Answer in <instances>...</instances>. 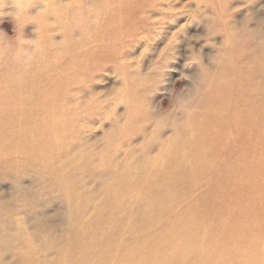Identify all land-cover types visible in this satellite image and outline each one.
Listing matches in <instances>:
<instances>
[{
	"label": "rangeland",
	"instance_id": "obj_1",
	"mask_svg": "<svg viewBox=\"0 0 264 264\" xmlns=\"http://www.w3.org/2000/svg\"><path fill=\"white\" fill-rule=\"evenodd\" d=\"M136 1L132 32L105 56L102 40L85 32L95 26L87 17L103 22L105 0H0V264H62L63 250L77 246L78 222L99 217L120 189L122 203L111 209L117 215L94 225L98 237L82 234L93 255L80 251L70 264H114L108 251L124 260L126 251L156 244L168 231L182 244L185 231L200 229L184 216L210 196V185L184 181L190 171L177 178L173 141L188 126L192 102L216 83L213 74L227 70L233 45L249 63L264 61V0ZM80 54L97 59L89 67L83 58L85 72L72 80L78 72H64L62 62L72 65ZM205 71L211 80L202 79ZM42 73L55 82L43 88V100ZM227 140L231 148L234 139ZM171 168L172 181H184L175 189L162 182ZM147 173L162 182L157 199L135 197L133 184ZM231 203L215 210L249 200L239 195ZM115 241L119 248L108 250Z\"/></svg>",
	"mask_w": 264,
	"mask_h": 264
},
{
	"label": "bare ground",
	"instance_id": "obj_2",
	"mask_svg": "<svg viewBox=\"0 0 264 264\" xmlns=\"http://www.w3.org/2000/svg\"><path fill=\"white\" fill-rule=\"evenodd\" d=\"M136 3V0H105L102 23L98 24L87 17L95 25L90 29L87 27L91 23L86 25L88 40H102L100 42L103 53L99 54L106 56L113 53L122 41L123 33L125 35L132 32L130 17L135 13ZM85 57H89L88 66L97 59L96 54L93 57H83L80 54L72 65L62 62L61 68L64 72L69 75L73 73L71 71L78 72L74 77L70 75L72 80L82 78L83 69L85 72L86 60L83 59ZM45 62L48 64L51 59L45 58ZM228 65L227 70L213 74L216 83L209 87V94L199 96L192 102L193 111L187 115L188 126L178 127L173 141L176 159L181 168L180 173L176 175L177 178L181 173L186 174L190 171L191 178L185 177L184 181L195 184L199 179L206 178L210 185V196L184 216L189 219L187 224L200 229L193 233L185 231L182 244L176 242L175 232L168 231L156 244L145 242L138 250L132 248V251H126L124 260L123 257L120 258L118 250L108 251V255L114 257V264H186L191 258L201 264H264V61L259 57L249 63L243 49L233 45ZM211 74L205 71L202 79L211 80ZM254 77L256 84L252 83ZM54 83L53 77L42 73L40 79L42 100L45 92L43 88L48 87L47 91H50V85ZM188 137L192 140H188L184 147L181 142H186ZM229 137L234 139V144L231 148H225L226 141L228 143L230 141L227 140ZM62 174L64 177L65 173ZM151 174L147 173L142 179L143 182L133 184L134 190L138 192L135 193V197L150 199L154 196L157 199L161 195L162 182L167 188L171 184L174 189L184 183L182 179L172 181L173 168L167 170L161 184L155 183V180L151 179ZM211 176L215 177L212 182L209 181ZM130 183L132 184L128 182L126 185ZM145 186H151L152 189L144 192ZM123 192L124 189L115 191L107 199L99 217H93L91 221L78 222L77 246L63 250L62 264L73 262L74 256L80 251H82L80 255L86 257L93 255V246L89 247L91 250L87 249L82 234L91 232L98 237V230H95L94 225L117 215L112 214L111 209L122 203L119 197ZM239 195L243 199H248L249 203L231 207L226 211L215 210L217 204L227 203L230 206ZM180 197L179 193L175 194L176 201ZM249 211H254L258 215L249 218L246 215ZM183 220L185 219L181 218L176 223H183ZM215 221L218 222V227L213 230L211 227ZM229 229L236 231L237 235L227 234ZM205 238H208L206 243L203 242ZM190 244L194 247L193 250H189ZM111 248H119L116 241L108 250ZM136 252H139L138 259L133 258ZM164 254L171 255L174 259L168 263V257Z\"/></svg>",
	"mask_w": 264,
	"mask_h": 264
}]
</instances>
